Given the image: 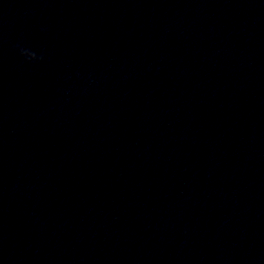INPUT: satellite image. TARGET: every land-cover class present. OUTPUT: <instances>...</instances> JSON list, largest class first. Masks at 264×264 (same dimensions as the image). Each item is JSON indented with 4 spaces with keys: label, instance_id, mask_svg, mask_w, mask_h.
I'll return each mask as SVG.
<instances>
[{
    "label": "clouds",
    "instance_id": "1",
    "mask_svg": "<svg viewBox=\"0 0 264 264\" xmlns=\"http://www.w3.org/2000/svg\"><path fill=\"white\" fill-rule=\"evenodd\" d=\"M21 55L25 56L27 60L32 61V60H37V59H43L42 56L38 57L34 52H31L30 50L27 49H20Z\"/></svg>",
    "mask_w": 264,
    "mask_h": 264
}]
</instances>
